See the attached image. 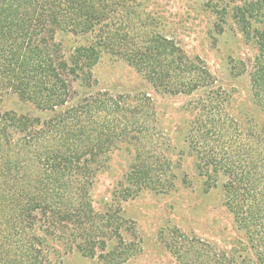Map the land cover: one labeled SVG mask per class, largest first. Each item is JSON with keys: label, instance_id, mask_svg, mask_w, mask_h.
Returning <instances> with one entry per match:
<instances>
[{"label": "trees", "instance_id": "16d2710c", "mask_svg": "<svg viewBox=\"0 0 264 264\" xmlns=\"http://www.w3.org/2000/svg\"><path fill=\"white\" fill-rule=\"evenodd\" d=\"M239 1L233 17L257 46L251 97L264 110V0ZM217 10L215 26L222 30L224 13ZM158 23L139 0H0V97L14 93L49 112L42 117L0 109V264H56L45 237L101 264L124 263L130 243L121 209L96 211L90 197L91 177L119 142L135 150L124 198L173 187L147 94L103 89L72 101V82L90 85L83 67L94 65L103 51L165 93L210 88L195 103L188 148L206 189L224 177L225 206L255 259H235L176 227L161 232L166 249L180 264H264V136L240 128L226 111L225 91L212 88L204 62L188 57ZM59 30L84 37L69 58L56 40Z\"/></svg>", "mask_w": 264, "mask_h": 264}, {"label": "rangeland", "instance_id": "374dc122", "mask_svg": "<svg viewBox=\"0 0 264 264\" xmlns=\"http://www.w3.org/2000/svg\"><path fill=\"white\" fill-rule=\"evenodd\" d=\"M239 0H139L141 6L158 20L160 31L173 38L190 57H199L213 77V89L226 93V111L241 129H252L264 136V110L252 100L249 70L257 46L246 38L232 8ZM240 2V1H239ZM217 9L224 13L222 30L216 25ZM226 9V10H225ZM253 26L257 24L253 23ZM64 55L69 58L84 37L65 30L56 33ZM89 70L91 83L80 78L72 82L75 101L98 90L129 95L147 94L156 113V128L164 141V153L174 173L173 187L165 192L142 189L124 198L129 184L125 175L135 154L131 144L117 143L91 177L90 197L96 211L120 208L123 237L130 243V254L123 264H180L160 238L161 232L178 228L195 235L235 259H255L248 240L238 229L224 202L221 189L224 177L206 189L205 178L196 169L195 156L189 151L186 135L197 113L195 103L206 96L209 87L186 94L165 93L157 89L124 59L101 52ZM228 95V96H227ZM1 110L46 117L48 111L36 109L14 93L0 97ZM40 233V231H39ZM53 250L56 264H101L98 257L69 250L53 237H45ZM116 241L108 243L112 247Z\"/></svg>", "mask_w": 264, "mask_h": 264}]
</instances>
